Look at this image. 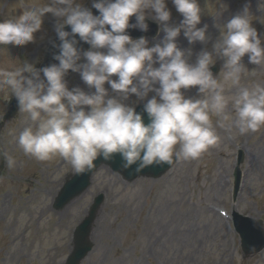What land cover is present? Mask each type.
Returning a JSON list of instances; mask_svg holds the SVG:
<instances>
[{"label": "clouds", "instance_id": "1", "mask_svg": "<svg viewBox=\"0 0 264 264\" xmlns=\"http://www.w3.org/2000/svg\"><path fill=\"white\" fill-rule=\"evenodd\" d=\"M171 2L182 16L178 24L171 22L168 0H92L99 15L85 0H47L0 20V45L24 46L34 42L47 14L56 19L60 44L54 45L59 51L53 59L58 63L37 69L23 61L12 69L0 68V90H10L19 111L35 122L18 137L25 154L38 161L59 155L77 173L95 168L98 157L111 160L119 154L125 168L138 163L139 172L174 157L198 158L220 142L217 128L234 127L245 135L264 126V85L242 83L255 75L242 62L245 56L250 64L264 66V40L252 26L249 6L216 25L220 35L209 49L212 38L207 24L199 26L203 10L198 0ZM133 17L135 23H130ZM146 20L159 25L158 36L163 33L153 46L127 31L147 32ZM181 33L190 45H205L194 62L192 50L176 42ZM77 36L89 50L78 47ZM218 60L222 69L214 75ZM70 70L80 74L90 91L69 89L65 77ZM193 88L199 98L185 95ZM132 96L137 99L129 103ZM6 163L12 167L15 161L8 157Z\"/></svg>", "mask_w": 264, "mask_h": 264}, {"label": "rangeland", "instance_id": "2", "mask_svg": "<svg viewBox=\"0 0 264 264\" xmlns=\"http://www.w3.org/2000/svg\"><path fill=\"white\" fill-rule=\"evenodd\" d=\"M46 2L0 0V20ZM198 3L203 10L199 26L207 24V34L212 38L209 49L220 35L216 25L222 26L245 5L250 8L252 26L264 40V0ZM91 4L92 0H85L86 7ZM167 6L171 22L178 24L182 16L171 0ZM55 23L56 19L47 14L34 42L0 45V68L12 69L23 61L38 68L49 41L56 36ZM162 39L163 33L148 39L149 46ZM176 42L181 49L192 50L193 62L205 47L199 42L190 45L183 33ZM242 62L250 71L255 69V75L242 83L264 85V66L250 64L247 56ZM217 63L222 69L223 61ZM65 79L70 90L78 87L90 91L79 73ZM105 87L112 94L110 86ZM185 95L199 98L196 88ZM12 97L10 90H0V115ZM136 99L132 96L128 102ZM212 120L215 124L216 117ZM34 124L27 113L21 112L0 129V148L15 161L12 167L6 163L0 178V264H65L73 248V232L98 195L104 197V203L90 235L94 248L81 264H264V251L244 257L232 222L234 211L264 220V126L245 135L234 127L217 128L221 137L217 145L196 159L179 158L159 180L139 178L126 182L110 168L102 167L81 197L57 211L53 208L55 198L76 171L59 155L38 161L22 151L17 143L19 134ZM241 155L243 184L234 197V175Z\"/></svg>", "mask_w": 264, "mask_h": 264}, {"label": "water", "instance_id": "3", "mask_svg": "<svg viewBox=\"0 0 264 264\" xmlns=\"http://www.w3.org/2000/svg\"><path fill=\"white\" fill-rule=\"evenodd\" d=\"M94 15H99L98 11L95 8L90 9ZM130 23H135V17L131 18ZM149 28L147 32H141L139 29H128L129 35L133 39H138L140 37L151 36L155 37L158 33V26L150 23L146 20ZM65 31H71L70 26L65 28ZM132 32V33H131ZM78 41V47L84 51L89 50L90 46L88 44L83 43L79 40V37H76ZM60 41L57 38L54 43H52V49L48 53V56L45 61V65L42 68L47 67L53 63H58L53 59V56L58 54V47H54V45H59ZM41 68V69H42ZM214 75H217L220 71L218 66L211 69ZM72 71L70 70L68 74ZM67 74V75H68ZM66 75V76H67ZM41 77L42 73H41ZM19 110L18 102L16 99L12 100L9 105V113L6 118L13 117L16 112ZM137 112L142 113L143 107H139ZM144 121L147 124L149 122L147 114L143 113ZM176 158H173L171 163H163V164H154L149 167L142 169L141 171H137L138 163L132 165L129 168H125L124 161L119 154H114L111 160H104L102 157H98V159L94 162L96 167L90 171H85L83 173H78L71 180H69L62 192L60 193L57 201L56 208L60 209L67 205L72 199L81 195L84 191L88 189L91 185V178L94 173L103 165L110 166L115 172L121 173L124 178L128 181H132L140 176H147L154 179L160 178L164 175L170 167L175 163ZM3 169V162L0 163V174ZM239 183V176H237V185ZM238 191V186L236 192ZM103 202V197L99 196L90 210L89 216L86 220L81 224V226L77 229L75 233V249L74 253L68 260L67 264H80V262L90 253L92 250V244L89 241V235L92 229V225L96 219L97 212L101 207ZM235 227L237 232L240 234L242 239V248L246 256L259 253L264 249V225L262 220H254L251 218H244L239 214L234 215Z\"/></svg>", "mask_w": 264, "mask_h": 264}]
</instances>
